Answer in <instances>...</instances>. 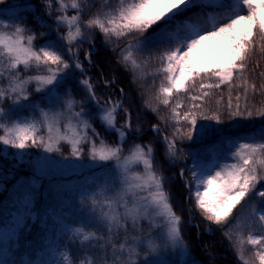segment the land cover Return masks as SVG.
<instances>
[{
	"label": "snow or ice",
	"instance_id": "obj_1",
	"mask_svg": "<svg viewBox=\"0 0 264 264\" xmlns=\"http://www.w3.org/2000/svg\"><path fill=\"white\" fill-rule=\"evenodd\" d=\"M41 3L44 16L55 23V40L37 45V34L24 15L0 18V147L21 155L42 149L40 171L53 163H69L104 172L98 178V190L93 185L80 192V219L70 229L69 244L64 245L68 251L60 253L56 264H75L69 246L93 241L98 256L82 259L80 264H169L168 253L180 250L190 255L183 232L185 221L166 191V177L157 171L154 147L135 140L128 143L129 137L140 133V126L133 127L122 99L102 102L78 58L80 44L88 42L95 49L92 37L96 32L103 36L105 47L115 45L111 51L116 53L117 67L139 73L151 65L153 78L162 77L155 100L170 109L168 117L161 119L173 128L171 136L162 137L165 158L174 166L191 155L190 179L184 183L188 199L210 225L208 231L211 226L223 230L240 264H264V122L251 133L237 131L225 136L216 127L225 122L219 107L214 111L205 108L212 91L228 85L226 118L235 121L230 128L240 129L241 121L264 118V107L249 106L248 92L255 95L258 86L245 76L251 57L257 51L264 56V0H103L102 7L91 15L90 0ZM37 23L50 27L43 17ZM91 55L85 56L89 65ZM32 71L36 74L24 75ZM137 78L146 79L143 75ZM197 87L199 94H192ZM234 88L242 89L235 104ZM259 88L264 96V83ZM78 90L85 93L82 99L75 95ZM34 93L43 94L40 102L45 107L32 100ZM181 94L190 101L183 111ZM144 106L159 111L151 103ZM25 110L29 116L19 115ZM121 111L127 118L118 125ZM97 120L106 132L117 134L115 143L97 131ZM152 131L159 135L161 128L154 125ZM212 132L222 137L216 143L223 150L214 149L215 155L185 153L178 147L194 137L202 141ZM65 144L69 146L67 156L62 148ZM48 154H59L61 159ZM184 173L181 169L179 174L183 177ZM21 188L25 193L32 191L27 184ZM24 201V214L12 212L11 221L0 227V264H30L20 259L19 252L25 220L35 215L28 207L31 195ZM121 236L123 242L117 244ZM246 245L252 246L250 256H246Z\"/></svg>",
	"mask_w": 264,
	"mask_h": 264
},
{
	"label": "trees",
	"instance_id": "obj_2",
	"mask_svg": "<svg viewBox=\"0 0 264 264\" xmlns=\"http://www.w3.org/2000/svg\"><path fill=\"white\" fill-rule=\"evenodd\" d=\"M42 9L43 4L39 0H5L4 3H0V18H12L17 14L26 16L27 25L36 32V44L39 45L45 40H55L57 37L50 27H40V25L37 23V21L43 17L44 24H51L50 19L44 16ZM60 30L63 31L64 29L61 28ZM40 33H45L46 35L40 36ZM94 44L97 50L95 52L91 51V65L88 64L86 59L83 60L80 58L81 62L84 63V66L88 68L89 71H91V68H95L96 71L92 70L95 73V77L100 76L101 82L104 80L103 82H105V84L112 82L113 77H115L114 81H118L125 92L132 93L135 98H137L139 95H142L146 99V102L151 103L153 107L166 110V115L162 116L167 118L170 109L165 108L162 104H159V101L155 100V96L158 93L162 77L153 78L152 72L155 70L154 67L151 65L147 67V70H149V72H147V77L150 75L152 82H147L146 79H138V75L135 76V74H133L131 71L126 72L122 67H117L116 53L111 51V48L113 47L112 45L105 47L101 46L97 42ZM81 45L88 48L89 46H92V44L88 42H85ZM116 51L118 52L119 48H117ZM111 68H114V72L111 70ZM262 72H264V56H261L257 51V53L251 57L248 65V71L245 73V76L248 78V82H254L258 86L255 95H253L251 91L248 92V101L251 104H254L257 108L264 107V96L259 94V85L264 83V77L260 76V73ZM35 74V71L24 73V75ZM78 74L79 73L76 72L75 75L77 76ZM238 75L239 74H237V77ZM235 82L237 84L240 83L239 79H237ZM97 86L100 87L98 84ZM112 90L115 93L116 89L114 87ZM75 94L78 98L82 99L83 96H81L78 91H76ZM192 94H199L198 87L197 90L192 92ZM237 94H242V89L234 88L232 90L231 96L233 98V104L236 103L235 96ZM42 95L43 94L40 93H34L32 100L40 102V97ZM229 95V86L221 85L220 89H214L212 91L211 98L205 103V108L214 111L219 107L222 115H224L226 118V105ZM180 99L184 102V108L181 109V111H183L187 108L190 101L186 99L185 94H181ZM175 102L176 98L174 97L172 101L173 105ZM243 104L244 101L241 100L242 107ZM40 106L45 107L46 105L40 102ZM138 109L140 108L138 107L137 110ZM94 111L95 108L93 107V112ZM128 111L131 113V116L133 115L137 117V113L132 108ZM19 115L29 116L30 112L25 110ZM158 121H160L159 117L157 120L151 119L148 123H145V127L143 129L148 131L144 130V134L148 138L152 136L153 138L156 137L159 140V143L164 145L162 142V137L164 135L171 136L173 128L170 130V124L166 125L164 120L161 122L163 124H159ZM205 122L209 121H200V123ZM154 125L160 126L161 132L159 135L152 131ZM94 126H97V131L100 133H103V130H105L98 120L94 122ZM253 129L254 128L249 127L244 128L241 131L251 133ZM0 134H2V132H0ZM234 135L235 134L231 136ZM221 139L222 138L217 141H220ZM154 140L156 141V139ZM216 142H211L209 144L206 143L207 145H205L206 147L203 148L201 153L204 155H215L216 151H214V149L223 150L221 148V144ZM62 147L66 151H69L65 146ZM41 152L42 149H30L26 154L21 155L15 149H4L0 147V224H8L10 222L11 213L14 211L18 210V213L23 215L25 212L24 197L26 195H31L32 202L30 205H28V207H30L31 211L35 213V215L26 218L25 220V228L19 235V252L21 254L20 258H23V256L26 255L28 256V261L32 264L36 262L43 252L45 253L47 251V242L52 239L53 232L51 231V228H49L52 220V213L57 210L58 206H65V204H67V200H71L67 199L70 198L71 195H75L76 197L73 199V203L78 200L76 203V207H78L80 205L79 203L81 199L80 192L90 186L87 180H95L98 176V172H96L85 177L57 176L50 180L44 179L40 182H37L36 179L32 178L33 174H30V169H32L33 165L35 164V159L40 156ZM25 184L31 186L32 191L30 193L23 192L21 186ZM99 188L100 186L97 184L95 190H98ZM184 189L181 188L180 183L174 186L171 185V187L166 185V191L171 194V202L177 211V214L184 218L186 226L189 229L192 241L185 240L187 244H189L188 246L192 253L196 256V259L201 261L202 264H240L233 244L225 237L223 230L217 228L216 226H211L212 233L207 232L210 225L194 208V202L188 199V196H186L187 190ZM70 216L71 218L68 219V229L63 232L62 236L60 237L61 239L59 240L61 242L60 249L62 252L68 251L64 245L69 244L68 238L71 235L70 229L77 226L76 222L80 219V211L71 209ZM187 218H189V221ZM191 219H193L195 223H193ZM192 223L194 225H198L199 228L194 227ZM143 227L144 229L147 228V223H145ZM100 234L101 233H98V235ZM144 235L147 236L148 231H145ZM121 242H123V236L120 237V239L117 241V244ZM199 242L202 243L201 246L199 245ZM94 243L95 241L86 246H69L71 248V255L74 257L75 264H80L82 259H95L98 256L99 250L92 247V244ZM101 243H103V241H101Z\"/></svg>",
	"mask_w": 264,
	"mask_h": 264
},
{
	"label": "rangeland",
	"instance_id": "obj_3",
	"mask_svg": "<svg viewBox=\"0 0 264 264\" xmlns=\"http://www.w3.org/2000/svg\"><path fill=\"white\" fill-rule=\"evenodd\" d=\"M41 1V0H39ZM90 3L92 4L91 7V11L89 13V15H91L92 12H95L97 9L102 7L103 4V0H90ZM74 14L73 12H69V15ZM85 19H87V17H85ZM51 24L49 25L50 28L53 30L55 23L53 20H51ZM53 32L56 34V31L53 30ZM61 33L64 32L60 30ZM92 40L94 41V43H98L101 46H104V44L102 43L103 41V36L99 33L96 32L94 34V36L92 37ZM113 47H115V45H112ZM120 47H123V44L120 45ZM89 49V51H88ZM75 50V49H74ZM97 49L95 47V49L91 46L86 47V46H82L81 44L79 45L78 51H79V59L82 58L83 60H85V56L86 53L88 52H95ZM98 52V51H97ZM66 58L67 55H66ZM81 61V59H80ZM108 66V64H107ZM85 69V73L91 77V71L95 70V68H91V71L88 70V68H86L84 66ZM111 70L114 72V68H111ZM96 71V70H95ZM132 72V71H131ZM147 72H149V70L146 69L145 71H141L139 73H133L138 76H145L147 82L151 80L150 75L147 77ZM99 73V72H98ZM76 74V73H75ZM100 74V73H99ZM80 74H78L77 76H79ZM102 77V76H101ZM92 82L95 85L96 88V93L97 96L101 98L102 102L108 100L109 98L116 100V99H122L124 102V107L127 108L128 110H130L131 108L137 113V117H139V119H137L136 116H131L132 117V124L133 127H135L136 125L140 126V133H137L135 136L129 137L128 138V143H132L133 140H135V142L138 143H150L154 149H155V157H156V165H157V171L158 172H162L163 175L166 177L167 179V186H174L180 183V186L182 189H186L187 194L186 196H188V189L185 187V181L190 179V173L187 171V168L191 167L192 164V157L191 155H186L184 157L185 162L183 163H176L174 166H170L167 159L165 158V146L159 143V140L153 136L148 138L146 137V135L144 134V130L143 129L145 127V123H148L149 120L151 119H155L157 120V118H160V121H158V123L160 124L163 119H161V117H163L162 115H166V110H162L161 108H159L158 112H153L151 111V109H146L145 108V103H146V99L142 96L139 95L137 96V98H135V96L132 93H128V92H124L121 93L120 89H123L120 85V83L118 81H112V82H108L105 84V82H103L104 80H100V76L99 77H95V73L92 71ZM102 79V78H101ZM136 79V77H135ZM133 79V80H135ZM100 85V87L97 86ZM34 87V85H33ZM113 87L116 89L115 93L113 92ZM79 94H81V96H85V93L83 91H79ZM42 94V93H40ZM76 95V94H75ZM77 97V96H76ZM82 97V98H83ZM77 99H80L77 97ZM149 103V102H148ZM253 104H251L249 102V106L251 107ZM89 107L92 109L93 111V106L90 104ZM140 108L137 110V108ZM126 114L121 111L117 117V124H122L124 123V121L126 120ZM264 122V118L261 117H254L253 120L251 121H241V127L240 129H232L230 128V125L234 124L235 121L232 120H228L227 118H225V122L221 125L216 126L219 129H223L224 130V135L225 136H231L233 134H236L237 131L242 132L241 130L244 128H259L261 123ZM205 123H212L215 124V122H205ZM163 124V123H161ZM97 129V126H94ZM170 130H172V127L170 125L169 127ZM148 131V130H145ZM102 136H104L109 143H115L117 140V134H110L109 132H106L105 130H103V133H100ZM220 138H222L220 135L216 134L215 132L209 133L202 141L197 142L196 138H193V141L188 142L185 141L182 145L178 144V147H182L184 149V152L187 153L189 150L192 151H200L202 152L203 148H205L207 145L206 143H211V142H216L217 140H219ZM156 139V141L154 140ZM208 143V144H209ZM65 146L68 150H69V146L68 145H62ZM204 146V147H202ZM127 147V145L125 146ZM63 148V147H62ZM64 151V155L67 156L68 155V151H66L63 148ZM43 155H45V153L42 152L40 153V156H38L35 159V164L33 165L32 169H30V174H33V179H36L37 182H40L42 180H50L54 177H69V176H90L93 173L98 172V176L97 179L93 180V179H89L87 180V182L89 183L90 186L95 185V187L101 186L100 182L98 180V178H102L104 176V172L94 169V168H90L87 165H80V164H69V163H65V164H56L53 163L51 168H47L45 166V170L44 171H40V166L43 164V161L40 159ZM50 156H54L55 160H60L61 156L59 154H48ZM181 169H185V173L184 176L181 177L180 176V170ZM29 175V174H28ZM35 175V176H34ZM29 178V179H32ZM97 180V181H96ZM184 189V190H185ZM76 198L75 195H71L70 198L67 199H71V200H67V204H65V206H58L57 210L54 211L52 213V220H51V224L49 225V228H51L52 233V239L48 241V248H47V252H45L44 254H41V256L36 260V262H34L33 264H38V262H44V264H56V262L60 259V253H63L60 249V244L58 243V241L61 239L60 237L62 236L63 232L66 231V229H68V219L71 218L70 214H71V209L73 210H77L80 211V205L78 207L77 206V201H75V203H73V199ZM80 204V203H79ZM247 210H245V214H246ZM19 215V213H17ZM12 218V217H11ZM187 220L189 221V218H187ZM191 221H193V219H191ZM193 223H195L193 221ZM192 223V224H193ZM194 225V224H193ZM0 227H4L2 225H0ZM148 228V225H147ZM147 228H145V231L147 232ZM184 236L185 239L188 241H192L191 238V234L189 232V229L186 226V222L184 224ZM208 233H212L211 231H207ZM243 235L246 237L248 235L247 230H245L243 232ZM185 240V241H186ZM187 243V242H186ZM189 245V244H188ZM199 245L201 246L202 243L199 242ZM189 247V246H188ZM246 249H248V251L246 252V256H250L252 254L251 250H252V246L251 245H246L245 246ZM190 249V248H189ZM166 257L169 261V264H187L188 261H191V264H202L201 261H198V259H196V256L192 253L191 249H190V255L186 256L184 255L180 250H177L176 252H172V253H168L166 254ZM22 261H28L27 257H23L20 258ZM29 262V261H28ZM31 264V263H30Z\"/></svg>",
	"mask_w": 264,
	"mask_h": 264
}]
</instances>
